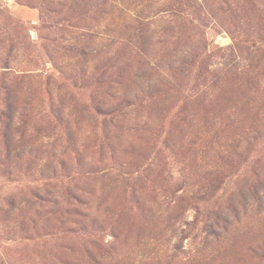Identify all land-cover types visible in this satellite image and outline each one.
I'll list each match as a JSON object with an SVG mask.
<instances>
[{
	"label": "rangeland",
	"instance_id": "1",
	"mask_svg": "<svg viewBox=\"0 0 264 264\" xmlns=\"http://www.w3.org/2000/svg\"><path fill=\"white\" fill-rule=\"evenodd\" d=\"M100 1L0 0V264H264V0Z\"/></svg>",
	"mask_w": 264,
	"mask_h": 264
},
{
	"label": "trees",
	"instance_id": "2",
	"mask_svg": "<svg viewBox=\"0 0 264 264\" xmlns=\"http://www.w3.org/2000/svg\"><path fill=\"white\" fill-rule=\"evenodd\" d=\"M190 1L189 7H193L195 6V3H193V0H188ZM185 2V1H184ZM106 0L100 1V4H102L103 6L105 5ZM186 5V4H185ZM181 13H183L182 11H180ZM180 12L174 10V14L177 15L179 17ZM183 15V14H182ZM183 19L187 20L188 23H192L193 18H189L186 17L185 15H183ZM197 21L202 23L203 22V18H197ZM69 25V24H68ZM72 25V24H70ZM85 35V33H84ZM89 36V35H88ZM7 73H0V78H2L3 76H5ZM23 74V73H22ZM16 78V77H15ZM24 78V75H19V80H22ZM46 79H52L51 77H46ZM57 80H53V82H56ZM48 83H50L49 81H47ZM3 106L0 104V123L5 125V127L7 129H11V128H16L17 131L19 132V111L14 110L13 108L10 109L9 107V98L4 96L3 99ZM88 113L93 114L92 112H97L98 115H103L105 117L102 118V121H106L107 117L112 113L110 111H106L101 109L100 107H94L92 105V107H89L87 109ZM62 111H58L56 109V111H52V119L54 120V122L56 123L58 120H60V118H62ZM52 120V121H53ZM97 116H96V121H97ZM167 163L163 160V166H165ZM110 168L115 169L114 172V177L116 178L115 180L117 181H121L123 182V184L127 185V186H132V185H136L141 177L143 176L142 174L146 171L149 170L150 167H144V166H138L136 168H133L132 166H128L125 163H118L115 166H111Z\"/></svg>",
	"mask_w": 264,
	"mask_h": 264
}]
</instances>
